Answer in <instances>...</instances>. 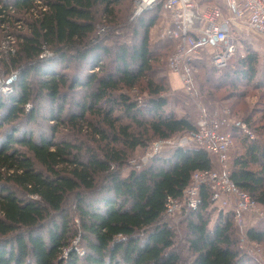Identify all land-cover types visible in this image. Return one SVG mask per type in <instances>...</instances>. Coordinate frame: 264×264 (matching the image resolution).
I'll list each match as a JSON object with an SVG mask.
<instances>
[{"label":"trees","instance_id":"trees-1","mask_svg":"<svg viewBox=\"0 0 264 264\" xmlns=\"http://www.w3.org/2000/svg\"><path fill=\"white\" fill-rule=\"evenodd\" d=\"M127 1L0 0V25L9 34L18 17H26L14 50L0 59L7 76L20 73L12 97H0V264H260L240 248L233 211L212 221L216 201L207 184L200 187L198 208L184 218L183 243L167 219L169 196L181 200L194 172L215 170L213 154L189 144L156 152L142 168L123 171L153 141L197 130L188 115L167 110L168 78L150 43L159 16L139 17L132 44L116 36L104 42L107 30L97 32L99 24H108L113 35L122 23L118 8ZM242 38L238 43L246 52L236 56L230 72L236 83L229 95L236 99L247 96L238 84L264 90V51L254 49L250 37ZM169 43L176 47V41L164 44ZM45 50L52 56L41 58ZM113 50L112 71L103 59ZM69 62H87L92 71L77 73ZM79 88L85 89L83 96L68 112L66 93ZM128 90L147 98L133 99ZM39 98L52 107L43 120L50 133L39 129L36 138L16 125ZM236 103L239 119L231 132L238 149L230 176L264 206V101L251 111L246 103L236 110ZM26 115L29 122L38 120L33 111ZM95 193L101 196L95 199ZM78 235L84 256L71 247ZM247 236L264 243V226L250 228Z\"/></svg>","mask_w":264,"mask_h":264},{"label":"rangeland","instance_id":"rangeland-1","mask_svg":"<svg viewBox=\"0 0 264 264\" xmlns=\"http://www.w3.org/2000/svg\"><path fill=\"white\" fill-rule=\"evenodd\" d=\"M9 1V0H6ZM136 0H131L127 2H123L119 9V17L122 20V23L118 25L116 29H113L114 32L112 33V36H109L110 29L109 25L107 24H99L97 26V32H102L103 30H107L106 32L107 35L104 36V42L110 43L111 39L113 36H116L117 40L125 41L127 44H132L134 41L136 42V38H133V32H132V27L134 25H137L138 19L142 14H147V19L154 17V16H159L158 20L156 21L155 26H153L150 30V43H151V48L157 52L160 56V61L157 63L158 67H161L163 69V72L167 75V80H168V85L170 87V90H168L165 95L169 96V102L167 105V110H174L178 116H184L188 115L196 124L200 119L201 114H208L209 116H213V118H227L235 121L236 119H239L238 113L233 111L232 105L236 103V110L239 109L241 110L242 107L245 106L246 103V108H248V111L252 110L253 108L257 107L258 105H262V102L264 99H262V95L264 94V90H254L249 86H245L244 84H238L237 89L240 91H244L247 93V96H245L243 99H236L235 97H231L229 94H231L234 91L233 83L235 79L230 77V72L234 69L232 68V64L234 63V60L236 56L239 54H242V52H246L245 47H241L238 43V41L242 38H248L247 35L245 34H239V33H244L240 31L239 29L234 30V34L236 36V50L235 52L230 56L229 61L226 66L223 68L216 67L213 63V53L215 50H218L217 48H210L207 49L206 47L202 50H200V58L196 59L192 62V68H193V91L188 92L182 85V81L179 78L177 74H175L169 67L168 65V59L170 55L173 53L175 50V43L171 44H164L165 42H170V40L166 39H161L160 37V32L166 25V13L163 10V8L156 10V12H148L147 10L135 15L136 11ZM201 2L207 3V4H217L222 7L225 11L227 10V6L225 3V0H201ZM13 13V11H12ZM155 13V14H154ZM20 17H18L19 20ZM25 19L26 17L23 16ZM24 19H20L19 21L17 20L14 23V28L13 32L15 33H8V30H4L3 26L0 25V59L1 57L8 52L10 49L14 50V43L16 41V35L19 30H24ZM112 30V29H111ZM140 31H142L140 29ZM116 34V35H115ZM11 36V38L9 37ZM249 39V38H248ZM250 42V39L248 40ZM240 46V49H239ZM240 50V52H239ZM245 50V51H244ZM245 54V53H244ZM115 56V50L111 52L110 55L104 56L103 62L105 65L108 66V69L114 70L116 65V62L114 60ZM75 62H69L68 65L70 68L73 67V64ZM72 65V67H71ZM0 67L2 68L1 61H0ZM61 69V68H60ZM70 69H67L69 71ZM97 70V69H96ZM73 71V70H72ZM92 71L91 67L89 64L86 62H76L75 63V72H79L80 74H86L88 72ZM19 70L12 72L10 75H6L2 71H0V97L3 98L4 101L8 100L9 98L12 97V95L15 93V87L18 86L19 83ZM228 76L230 78H228ZM37 77L32 78L31 81L36 83ZM8 84V85H7ZM85 89H75L73 91H68L67 96H68V102L66 104V110L73 111L74 110V102L76 99H81L83 96ZM127 93L131 96V98L135 99L136 97L141 99L147 98V94H144L140 92L139 90H128ZM75 100V101H74ZM51 104L47 100H40L37 99L36 101L30 102L26 108L25 112L30 113V111L35 112L37 119L35 121H30L29 115L24 114V116L21 117V120L17 123L16 126H22L26 130L30 129L35 133V137L37 138L39 136V129H44L47 132L50 133V128L46 126V124L43 122L44 116L46 117L50 111H51ZM5 112V111H3ZM66 112V111H65ZM237 114V115H236ZM3 116L2 113H0V118ZM259 116V115H257ZM243 117V116H241ZM242 119V118H241ZM244 123V122H243ZM6 126L5 125L2 128V135L6 132ZM11 127V126H9ZM8 127V128H9ZM232 125L229 127H226V129H231ZM249 129V128H248ZM252 131L251 129H249ZM253 132V131H252ZM187 134L182 133L173 136L171 139L177 143L175 144L174 142L170 141L171 139L168 140H163L164 143H162L159 146H156L155 144L159 141L162 140H157L153 141L150 143L145 149L139 150L135 157L131 158V160H136L139 161L141 158L148 156V161L152 158L154 155V152L161 151V150H169V149H174V147H185L189 144L186 143L185 140L181 139L184 138V136ZM254 135V133H253ZM17 136V133L16 135ZM69 136V135H68ZM236 141L233 142V145L230 150V158L227 166V170L231 172L232 166H233V158H234V153L237 151L238 147L235 143ZM174 146V147H173ZM156 153V152H155ZM214 158V166H215V172H221L223 167L221 163L219 162L218 158L215 155H212ZM130 167H135V165H132L131 163L127 164L124 166L123 171L127 173L129 170L128 168ZM101 196V193H95L93 195V198L97 199ZM36 198V197H34ZM227 200L228 203L224 202ZM72 203L69 205L71 206ZM182 207L177 208L174 212L171 214H168L167 219H169L172 223H174L175 226H177L178 230V237L181 240V243H183V239H185V217L188 215L190 209L186 206V208H183V205H185L183 202L180 204ZM72 207V206H71ZM212 211V221L216 220L218 214L220 212L224 213H231L234 211L235 207L233 204V198L230 195H224L220 196L215 203L211 206ZM76 213L73 214V220L76 226L79 228V218ZM259 215H262L259 216ZM261 217V218H260ZM241 219L244 225H239L235 222L234 219V236L239 238V246L242 249V251L246 252L251 258H254L257 262L260 264H264V243L260 242H255V240H251L247 236V231L250 228H254L257 230H260L264 226V206L261 204H258L253 211H247L243 212L241 214ZM248 241V244H246V240ZM79 239V235L74 239L73 244L71 247L78 252L80 256H84L85 251L83 248V244ZM258 243L262 248L263 252L259 250V253L255 254L252 252L250 249H244V247L247 245L248 248H253V244ZM71 249L68 248L66 250V253L64 254L65 256L68 255V252ZM183 254V252H182ZM81 264L85 263L84 260L80 261Z\"/></svg>","mask_w":264,"mask_h":264},{"label":"built area","instance_id":"built-area-1","mask_svg":"<svg viewBox=\"0 0 264 264\" xmlns=\"http://www.w3.org/2000/svg\"><path fill=\"white\" fill-rule=\"evenodd\" d=\"M135 2V15L158 6L165 11L167 23L161 30L160 37L176 41V47L168 59V65L179 76L183 87L188 92L193 91L191 65L194 60L200 58V50L205 47L207 49L218 47V50L213 53L212 60L216 67L223 68L237 47L235 29L244 32L242 34L248 37L251 34H257L264 39V0H225L228 13L220 5L207 4L201 0H136ZM52 54L45 50L40 57L47 58ZM234 124L235 121L231 119L213 118L206 113L201 114L197 122V130L187 132L184 138H181L187 144H196L215 155L223 169L219 173L213 170L194 172L191 183L185 188L181 200L169 196L166 203L167 214L182 207L181 202L185 204L183 208L186 206L190 210L198 208L201 203L200 187L207 184L212 190V198L215 201L220 196H232L235 222L244 225L241 214L255 210L259 203L232 181L231 172L227 170L233 138L232 132L225 126ZM241 127L253 137V133L245 123H241ZM170 141L177 144L174 139ZM162 143L164 141H159L155 145L159 146ZM148 162V156L139 161H130L136 168H142ZM225 203H228L227 200L224 205ZM259 216L262 217V215ZM248 241L250 240L247 238L246 244ZM242 247L250 249L255 254L259 253V250L263 252V248L258 243H254L253 248H248L247 245Z\"/></svg>","mask_w":264,"mask_h":264},{"label":"crops","instance_id":"crops-1","mask_svg":"<svg viewBox=\"0 0 264 264\" xmlns=\"http://www.w3.org/2000/svg\"><path fill=\"white\" fill-rule=\"evenodd\" d=\"M226 12L228 13L229 11L226 10ZM249 37H250V44L252 45V47L258 50L259 52H263L264 51V39L258 36L257 34H251L249 35Z\"/></svg>","mask_w":264,"mask_h":264}]
</instances>
